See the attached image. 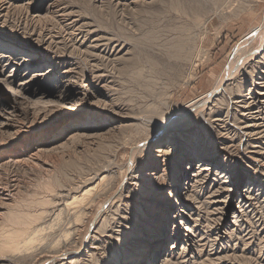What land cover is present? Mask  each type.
Returning <instances> with one entry per match:
<instances>
[{"label":"rangeland","instance_id":"obj_1","mask_svg":"<svg viewBox=\"0 0 264 264\" xmlns=\"http://www.w3.org/2000/svg\"><path fill=\"white\" fill-rule=\"evenodd\" d=\"M1 10L0 37L39 54L38 61L32 62V71L38 73L54 64V74L72 85L58 98V88L33 83L30 92L34 90L35 96L21 98L0 80L1 99L15 100L19 110L12 116L6 114L9 125L0 124V153L6 158L12 148H21L24 153L39 149L35 168L0 163V186L8 184L15 189L13 202L0 204V264H154L153 257L137 260L133 254L152 242L163 227L167 250L174 235L184 232V220L173 223L169 207L175 190L171 184L176 171L185 169L187 157L196 153L224 165L231 181L224 183L220 176L217 183H202L201 188L185 183L189 198L179 208L194 227L196 242L189 259L190 254L184 259L176 256L181 241L178 249L172 248L178 251L172 264H231V260L232 264H264V190L260 202L254 201L238 224L216 231L224 215L221 187L235 194L225 209L226 222L231 225L237 193L246 181L264 186V153L257 148L260 144L253 140L255 136L238 128L240 119L235 116L237 105L255 95L257 88L249 92L250 85L261 82L264 88V46L225 80L212 104L198 102L187 111L184 124L162 138L165 146L170 145L166 149H174L165 167L164 183H140L129 193L126 188L119 194L115 191L131 145L148 132L157 133L156 123L171 112L211 91L229 64L259 44L258 33L246 34L264 26V0H0ZM83 33L87 38L83 46L72 49L75 37ZM48 36H64L65 44L51 42V49L43 52L35 39ZM109 36L112 40L115 37L123 50L117 62L114 55L107 58L109 52L102 47L93 50L100 57L93 64L106 73L97 79L96 73L89 74L93 61L84 52L91 50L86 45L90 46L93 38ZM238 47L245 48L234 54ZM2 65L0 62V69ZM13 66L11 63L8 68L7 64L4 75ZM62 74L67 75L65 79ZM87 76L94 90L105 82L109 85L101 87L99 103L96 98L74 95L81 84L88 87ZM2 114L0 109V117ZM88 117L93 118L92 125L101 126L95 135ZM215 118L218 120L212 122ZM143 154L135 161V172L145 168L149 160V153ZM173 161L180 167L174 169ZM106 163L109 175L105 182H98ZM83 190L89 191L81 195ZM109 197L101 218L91 228L97 208ZM211 221L217 222L214 227L208 226ZM62 253H68L65 259L58 257ZM71 258L75 259L72 263L68 262Z\"/></svg>","mask_w":264,"mask_h":264},{"label":"bare ground","instance_id":"obj_2","mask_svg":"<svg viewBox=\"0 0 264 264\" xmlns=\"http://www.w3.org/2000/svg\"><path fill=\"white\" fill-rule=\"evenodd\" d=\"M10 1V0H9ZM230 1V0H228ZM24 2V1H23ZM2 4V3H1ZM22 4V3H21ZM17 5V4H16ZM15 5V6H16ZM47 5V4H46ZM55 5V4H54ZM53 5V6H54ZM19 6V4L17 5V7ZM25 6V5H24ZM52 6V7H53ZM43 7V6H42ZM50 7V6H49ZM23 8V7H22ZM24 9V8H23ZM48 9V8H47ZM51 9V7L49 8ZM48 9V10H49ZM58 9V8H57ZM3 10V9H2ZM0 11V17H1V12ZM26 10V9H25ZM47 10V11H48ZM56 10V9H55ZM63 12V11H62ZM49 13V12H48ZM28 14V13H27ZM51 14V13H50ZM66 14V13H65ZM34 15V14H31ZM38 15V14H37ZM48 15V14H47ZM64 15V13H63ZM54 16V15H53ZM35 17V16H34ZM75 20V19H72ZM62 21V20H61ZM72 21H70L69 23H71ZM77 22V20H76ZM86 23V22H85ZM84 23V24H85ZM68 24V23H67ZM75 24V23H74ZM72 25V24H70ZM69 26V25H68ZM79 26V25H78ZM83 25H80V28H82ZM89 26V25H88ZM66 27V26H65ZM77 27V26H76ZM75 27V28H76ZM86 27V26H85ZM74 28V27H73ZM78 28V27H77ZM90 28V27H89ZM263 28V30H262ZM262 28H260L257 31H249L246 35L247 36H251L252 34H259L260 37V42H258L259 44L254 48V50H252L251 53H249L248 55H246V52H244L242 54L241 57H239L240 59L237 60L236 62H233L232 64H229L228 67L226 68V70L221 74L220 79L218 80V82L214 85V88L209 91L208 93L198 97L197 99H194L193 101L186 103L184 105H182L181 107H179L177 110L171 112L165 119L163 122L161 123H156L157 126L155 127L157 130V133L153 134L148 132V134L135 141L132 145H131V152H129V156L126 160L124 169L121 171V176L118 180L117 185L115 186V191L117 194L122 193L123 189H129L128 193L131 191V189H134L135 185H138L140 183H149V182H154V184H156V182L158 183H164V175H165V167L167 166V162L172 158V153L171 151H174V149H166V146H170L169 144H167L165 146V144L163 143V139L164 137L167 136V134H171L172 132L174 133V131L176 132L178 130V127H181L184 122L186 121V114L187 111L190 108L196 107L198 106V102L202 101L203 105H210L212 104V100L213 97L218 94L220 91L223 90V84L225 82V80H229L231 79L234 74L240 69L242 68L243 64L246 61H249L252 57L256 56L259 51L262 49V47L264 46V36H262L264 34V26H262ZM79 29V28H78ZM87 29V28H85ZM82 30V29H81ZM77 31V30H76ZM94 31V30H93ZM84 32V31H83ZM90 32V31H88ZM76 33V32H75ZM79 33V30H78ZM90 34V33H89ZM77 35V34H76ZM245 35V36H246ZM88 36V35H87ZM50 38H40V39H35V41L38 44L39 47L42 48V51L46 52L49 51L51 49V42L52 43H63L64 42V36H53L54 39L52 38V36H48ZM69 37V36H68ZM92 36H90L91 38ZM37 38V37H36ZM84 38L85 35L83 33V36H76L75 39L73 40L72 44H76V45H72V49H76V48H80L81 46H83L82 44L84 43ZM115 38V37H114ZM113 38H111V36L109 37H95V39L93 38V43L89 42V45H86L87 47H90V51L89 52H84L86 54H88V58L90 57V62L91 67L90 69L88 68V70H90L89 74L91 73H96L94 74V76L98 79L100 77L103 76V74L106 73H100V67L98 66L97 68L95 67L96 65H94V60L99 59V54L94 53V51L96 50H100V48L102 47V49L106 50L107 58L114 55L113 57H115L116 62L118 61L119 58V54L120 52H122L123 50V46L120 45V43L115 40ZM53 39V40H52ZM71 39V38H70ZM87 39V38H85ZM92 39V38H91ZM56 40V41H55ZM72 40V39H71ZM70 41V40H69ZM259 41V40H258ZM115 42V43H114ZM54 43V44H55ZM71 43V42H70ZM69 43V44H70ZM62 46V45H61ZM177 46V45H176ZM241 46H244L243 44ZM86 48V47H85ZM242 47H238L236 49V51L234 52V54H236L237 52L240 51ZM245 48V47H244ZM242 48V50L244 49ZM86 50V49H85ZM43 55V54H42ZM39 54L36 51H28L25 50L22 46L17 45L11 41H6V39L1 38L0 37V62H3L4 67H1L0 69V80L10 89L13 91V93L17 94L19 97L23 98V96L29 95V96H35L34 90L32 92H30L31 90V85L33 83H37V84H43V85H51L53 87H55V90L57 89V91H61L58 94V98L61 97L62 92L68 90L66 87L71 85L69 84L70 81L66 80H62L61 77H58L59 75L54 74L55 66L54 64H50L48 66H46V68L42 69V71L38 72V73H34V71H32L34 69V66L32 65V62L38 61L36 57H38ZM101 56V55H100ZM52 57V56H50ZM106 58V57H105ZM262 58V56H261ZM102 59V58H101ZM111 59V58H110ZM100 60V59H99ZM105 60V59H104ZM112 60V59H111ZM73 61V60H72ZM102 61V60H101ZM109 61V60H108ZM65 62V61H64ZM69 62V61H68ZM13 64L16 67H12L10 69V71L4 75V68L5 66L8 64V68L10 64ZM101 63V62H100ZM99 63V64H100ZM70 64V63H68ZM73 64V63H72ZM72 64H71V68H69V73L72 72ZM89 64V63H88ZM106 64V63H104ZM103 66V65H102ZM105 67V66H104ZM64 68V67H63ZM61 69V68H60ZM86 69V68H85ZM67 70V69H66ZM87 70V69H86ZM106 70V68H105ZM104 70V71H105ZM85 71V70H84ZM64 72V71H63ZM62 72V73H63ZM103 72V71H102ZM107 72V71H106ZM66 73V72H65ZM84 73V72H83ZM73 74V73H72ZM88 74V73H87ZM86 71H85V75ZM63 75V74H62ZM109 75V74H107ZM67 75H63V79H65ZM91 76V75H90ZM93 76V75H92ZM104 77V76H103ZM102 77V78H103ZM91 78V77H90ZM69 79V78H68ZM84 80V79H83ZM82 80V81H83ZM109 80V79H108ZM85 81L87 82L86 85H88V87H84V85L81 84L80 89H74L75 93L74 95H81L84 96L87 99H94L96 98V103L101 102V100L98 98V96L101 98V87L106 88V82L105 85H101V87H99L98 89L94 90L93 86L91 82L88 81V76L85 78ZM93 81V79H92ZM72 82V81H71ZM65 83V84H63ZM97 83V82H96ZM111 83V82H110ZM257 83V82H256ZM261 84V82H258ZM258 84V85H250L249 88V92L251 91V89L253 90L254 87H256V92L255 95H252L250 97L251 100L249 101H239L242 102L244 104H240L237 105V108L235 109V116H237L240 120L241 124L240 126H238V128L240 130L247 131L246 133H248V135L250 134V136H255L253 138L254 141H257L258 144H260V146H258L257 148L259 149V151L261 153H264V140L259 141V139H264V91L262 87L263 84ZM85 85V86H86ZM100 86V85H99ZM69 87V89H70ZM111 87V86H110ZM88 89V91H87ZM92 89V90H90ZM103 90V89H102ZM248 90V89H247ZM255 90V89H254ZM248 93V92H247ZM43 94V93H42ZM61 94V95H60ZM57 95V94H56ZM259 95V96H256ZM28 97V96H26ZM83 97V99H84ZM65 98V97H64ZM82 98V97H80ZM62 100V99H61ZM61 100H57V101H61ZM15 101V100H14ZM14 101L8 99H1L0 97V109H2L4 111L5 115H1L0 117V124L1 123H5L7 125H9V123L6 122V114L7 115H15L16 113L19 112L18 107L14 104ZM82 101V100H81ZM80 101V103H81ZM93 101V100H92ZM95 101V100H94ZM78 102V101H77ZM91 102V101H90ZM106 105L109 102H105ZM238 104V102H237ZM106 107L105 105L103 106V108ZM109 107V106H108ZM107 107V108H108ZM201 112V111H200ZM199 112V113H200ZM20 114V113H19ZM215 115V114H214ZM17 116V115H16ZM186 116V117H184ZM213 116V115H211ZM224 117V116H223ZM9 118V117H8ZM7 118V119H8ZM237 118V119H238ZM87 120H89V117L87 118ZM216 120L218 119H212V122H216ZM224 121V120H223ZM90 122V128L92 130V133L95 135L96 132L101 128L100 125H92L93 122V118H91L89 120ZM218 122V121H217ZM88 123V122H87ZM155 122H153V124L151 123V125H154ZM145 125V124H144ZM150 125V126H151ZM222 126V125H221ZM224 126V124H223ZM88 131L89 128L86 125ZM153 128V126H152ZM154 128V129H155ZM182 129V128H181ZM94 131V132H93ZM245 133V134H246ZM93 134H88L86 133V136H90ZM153 134V135H152ZM163 134V136L161 135ZM160 135V136H159ZM175 135V134H172ZM178 135V134H177ZM159 136V137H158ZM165 140V139H164ZM249 140V139H248ZM252 140V141H253ZM256 143V142H255ZM206 146V145H205ZM229 146V145H228ZM191 147V146H190ZM18 148V147H17ZM37 148V147H36ZM227 149V148H226ZM257 149V151H258ZM38 151L39 149H35L31 151H29L28 153H24V151L21 148H12L11 150H9L8 155L6 156V158L3 157V153H0V163L5 162L6 164H10L12 166L15 167H22V168H35L36 167V161L38 159ZM153 152V153H152ZM259 152V153H260ZM143 153H149V160L147 161L145 168H142L141 170H137V172H135L134 169V164L135 161L137 160V158L142 155ZM144 155V154H143ZM142 155V156H143ZM186 158V157H185ZM242 158V157H241ZM254 158V157H253ZM109 160V159H108ZM184 160L181 159V163H183L182 161ZM187 163H186V167L185 169L181 168L182 170L176 171V180L175 182H173V184H171L172 188L175 190V196L172 199L174 200V203L171 204L170 211L173 212V223L175 222H180L181 220H184L185 223L187 224V226H185L183 228L184 232L182 233H177L176 235H174V241H173V245L171 246L170 250H167L165 247V242H166V232L164 230L163 227V231L161 229V231H159L158 233H156L154 235V239L152 240V242L148 243V245H144L141 249H138V251L134 252V257L135 259L139 260H145V259H150L153 257L152 262L154 264H166L167 262L169 263H174L173 261H177V257H175L176 251L177 250H173L172 248L178 249V245L180 243V241L182 242L181 244V249L180 252L176 255L179 256L181 259L186 258V255H189L188 259L191 258L192 253L194 251L193 248V242H196V236L194 234L195 230L194 227H191L190 222L186 219V216L184 217L181 213L180 207L184 206V202L185 200H188L189 198V194L186 195L187 193V188L185 186V183L190 184L193 187H200L201 185H203L202 183H206L210 181L216 182L217 180L220 179L218 177L222 176V178H224V180L222 182H230L231 181V177L230 174L228 173V171H226V169L224 168V165H222L220 162H217L215 159L205 156V155H200V153H196L193 156H189L187 157ZM110 162V160H109ZM173 167L174 169H177L180 167V163L179 162H175L173 161ZM105 167V168H104ZM109 163L105 166H103L102 171H100V178L98 182H105V180L107 179L108 175H109ZM136 168V167H135ZM119 169V168H118ZM121 169V167H120ZM112 171V170H110ZM111 173V172H110ZM261 178V177H260ZM139 179V180H138ZM142 179V180H141ZM209 180V181H208ZM142 181V182H141ZM246 186L241 190V192L237 193L236 199L238 200V204L236 205V210H234L232 212V220H231V225H229V223H227L226 218H225V214H226V207L230 202V199L232 198V196H234L235 194H233V192L229 191V189L226 190V188L221 187L220 191L219 189H216L217 191H219L223 196L221 199V202L224 203V210H223V214L222 217L220 218V222L216 228V231L219 232V230H226L227 228H230L236 224H238L240 222V219L243 215V213L245 212V210L253 205L254 201L255 204L258 203V201L260 202L259 198L260 195L263 193L264 190V186L258 183H255L254 185H252L254 183V181H251L250 179L246 181ZM158 183V184H159ZM157 184V185H158ZM212 184V183H211ZM16 185V184H15ZM15 185H13V188H15ZM170 185V184H169ZM140 186V185H139ZM162 186V184H161ZM210 186V185H209ZM10 186L6 187H1L0 186V204H4L6 206L10 205L13 202V195H14V191L15 189H10ZM220 187V186H219ZM126 188V189H125ZM211 188V186H210ZM71 189V188H70ZM69 189V190H70ZM14 190V191H13ZM66 190V189H65ZM68 190V189H67ZM225 190V191H224ZM231 190V189H230ZM61 191V190H60ZM73 191V190H72ZM89 190H83V192L81 193V195H85L88 193ZM170 191V190H169ZM168 191V192H169ZM68 192V191H67ZM66 192V194H67ZM70 192V191H69ZM74 192V191H73ZM216 192V191H215ZM65 193V191H64ZM127 193V194H128ZM163 193V192H162ZM212 193V192H211ZM214 193V191H213ZM62 193H60L61 195ZM59 195V194H58ZM59 195V196H60ZM112 195V194H111ZM111 195H109L111 197ZM186 195V197H184ZM65 196V195H64ZM129 196V195H128ZM194 196V195H193ZM109 198H107V200L103 203L102 206L97 208V211L95 213V217L94 220L91 221L92 225L90 224V227L92 228V226H94L97 218H101L100 216L102 215L103 209L106 206L105 204H107V202L109 201ZM184 197V198H183ZM117 198V197H116ZM127 198V197H126ZM194 198V197H193ZM196 198V197H195ZM94 199V198H92ZM90 199V201L92 200ZM192 199V198H191ZM60 200H62V198L60 197ZM193 200V199H192ZM209 200V199H208ZM212 200V199H211ZM89 201V202H90ZM94 201V200H93ZM113 201V199H112ZM130 201V200H129ZM194 201V200H193ZM262 204L264 205V197L261 198ZM54 202V201H53ZM56 202V201H55ZM92 202V201H91ZM211 202V201H210ZM153 204V202H151ZM55 204V203H53ZM120 205V204H119ZM123 205V204H122ZM129 205V204H128ZM176 205V207L174 206ZM199 205V204H198ZM209 205V204H208ZM114 206V205H113ZM154 208H157V206H155L154 204L152 205ZM126 207L127 204H126ZM198 207V206H197ZM88 205H86L84 207V209H87ZM118 208V207H116ZM175 208V210H174ZM219 208V207H218ZM217 208V209H218ZM223 208V207H222ZM261 208V207H260ZM199 209V208H198ZM206 209V208H204ZM212 209V208H211ZM221 209V208H219ZM114 211H116L114 209ZM247 211V210H246ZM249 211V210H248ZM256 211V210H255ZM261 211V210H260ZM263 211V210H262ZM261 211V212H262ZM202 212V211H201ZM206 212V211H205ZM208 213V212H207ZM213 214V213H212ZM199 215V214H198ZM202 215V214H201ZM207 215V214H206ZM214 215V214H213ZM209 216V214L207 215ZM264 216V215H263ZM206 217V216H204ZM188 218V216H187ZM200 218V217H199ZM202 218V217H201ZM208 218V217H207ZM166 219V218H165ZM205 219V218H204ZM219 219V218H218ZM217 219V220H218ZM247 219V218H246ZM206 220V219H205ZM204 220V221H205ZM216 220V219H214ZM168 221V220H166ZM194 221V220H193ZM261 221V220H260ZM206 222V221H205ZM217 223L216 221H213V223ZM165 223V222H164ZM212 223V221H211ZM209 223V224H211ZM212 223V225H209L208 222V226L212 227L214 224ZM246 223V222H245ZM253 223V222H252ZM122 224V223H121ZM206 224V228L208 229ZM251 224V223H250ZM249 224V225H250ZM258 224V223H256ZM165 225V224H164ZM190 225V226H189ZM217 225V224H216ZM215 226V225H214ZM213 226V227H214ZM239 226V225H238ZM257 226V225H256ZM264 226V225H263ZM88 227V228H90ZM115 227V226H114ZM109 230V229H108ZM112 230V228H111ZM230 230V229H229ZM235 230V228L231 229V231ZM260 230V229H259ZM113 232V231H111ZM254 232V231H253ZM15 234H17V232H15ZM242 234V233H241ZM251 234V233H250ZM249 236V235H248ZM87 237V236H86ZM238 237V236H237ZM262 237V236H261ZM89 238V237H88ZM247 238V237H246ZM254 238V237H252ZM200 239V238H199ZM243 240V239H242ZM260 240V239H259ZM211 241V240H210ZM258 241V239H257ZM214 242V241H213ZM251 242V241H250ZM85 243V242H84ZM83 243V244H84ZM87 243V242H86ZM226 243V242H225ZM92 244V243H91ZM204 244V243H203ZM228 245V244H227ZM135 246V245H134ZM175 246V247H174ZM247 246V245H246ZM261 246V245H260ZM15 247H18V242L15 243ZM264 248V247H263ZM211 249V248H210ZM209 249V250H210ZM245 249V248H244ZM233 250V249H231ZM263 250V249H262ZM201 251V250H200ZM151 252V254H150ZM178 252V251H177ZM213 251H211L212 253ZM218 252V251H217ZM210 253V254H211ZM68 253H62L60 255H58V257H62L63 259H65L67 257ZM180 254V255H179ZM194 254V253H193ZM208 254V253H207ZM232 254V253H231ZM200 255V254H198ZM203 255V254H202ZM126 256V255H125ZM201 256V255H200ZM208 256V255H207ZM210 256V255H209ZM228 256V255H227ZM131 257V256H130ZM129 257V258H130ZM178 257V259H179ZM205 257V256H204ZM223 257V256H221ZM225 257V256H224ZM223 257V259H224ZM229 257V256H228ZM263 257V256H262ZM173 258H175V260H172ZM215 258V257H213ZM218 259L220 258L217 257ZM226 258V257H225ZM231 258V257H230ZM229 258V259H230ZM56 259V258H55ZM134 259V258H133ZM171 259V260H170ZM207 259V257H206ZM205 259V260H206ZM209 259V257H208ZM207 259V261H208ZM216 259V258H215ZM228 259V258H226ZM77 260V259H76ZM180 260V259H179ZM202 260V259H201ZM221 260V259H220ZM75 261L74 258H71V260H69L68 262H73ZM136 261V260H135ZM186 261V260H185ZM206 261V262H207ZM222 261V260H221ZM230 261V260H229ZM215 262V261H214ZM217 262V261H216ZM216 262L214 264H216ZM232 260H231V264H232ZM235 262V261H234ZM75 263V262H74ZM195 263V262H194ZM220 263V262H219ZM239 263V262H238ZM248 263V262H247ZM168 264V263H167ZM209 264L210 261H209ZM240 264V263H239Z\"/></svg>","mask_w":264,"mask_h":264}]
</instances>
